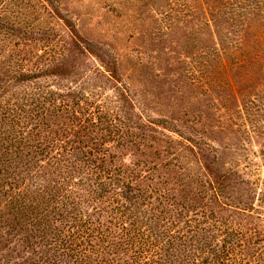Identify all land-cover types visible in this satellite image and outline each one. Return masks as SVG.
<instances>
[{
	"label": "trees",
	"instance_id": "trees-1",
	"mask_svg": "<svg viewBox=\"0 0 264 264\" xmlns=\"http://www.w3.org/2000/svg\"><path fill=\"white\" fill-rule=\"evenodd\" d=\"M187 4L222 69L209 83H264V0ZM97 45L61 0H0V264H264V194L127 83H76V48L111 80Z\"/></svg>",
	"mask_w": 264,
	"mask_h": 264
},
{
	"label": "rangeland",
	"instance_id": "rangeland-1",
	"mask_svg": "<svg viewBox=\"0 0 264 264\" xmlns=\"http://www.w3.org/2000/svg\"><path fill=\"white\" fill-rule=\"evenodd\" d=\"M61 5L63 15L76 24V35L95 41L96 51L105 48L103 58L110 62L108 71L102 70L112 76L106 81L97 73L101 67L94 56L77 48L69 52L76 83H127L145 117L166 119L173 129L184 130L201 144L207 164L236 172L238 180L250 183L253 202L259 203L264 194V83H209L222 69L208 55L204 22L190 17L187 0H61ZM41 21L70 38L60 19L45 15Z\"/></svg>",
	"mask_w": 264,
	"mask_h": 264
}]
</instances>
